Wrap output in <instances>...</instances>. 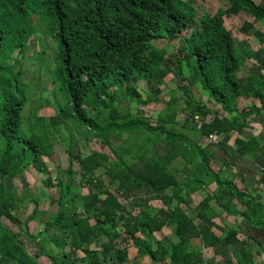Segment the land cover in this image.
I'll return each mask as SVG.
<instances>
[{
    "label": "trees",
    "instance_id": "obj_1",
    "mask_svg": "<svg viewBox=\"0 0 264 264\" xmlns=\"http://www.w3.org/2000/svg\"><path fill=\"white\" fill-rule=\"evenodd\" d=\"M231 6L230 13L224 7L209 11L194 0H0V264H43V256L52 264H107L112 252L115 263L124 264L134 259L130 244L150 264H200L208 251L218 255L219 244L240 245L245 225L251 230L249 238L264 245V200L240 191L232 178L212 168L215 144L188 148L183 131L173 127L179 111L174 107L180 108L184 99L170 95V83L177 80V90L180 87L189 99L186 120L196 127V114L204 118L213 112V119L199 129L201 134L238 133V152L262 167L264 185V143L257 136L244 135L251 113L259 106L241 108L238 101L253 96L264 107V66L261 75H239L246 58L264 52V47L243 51L227 23L242 11L253 18V27L264 23V2L231 0ZM39 10L59 43L55 84L68 97L69 107L57 104L58 112L49 119L34 112L28 119L29 133L22 126L29 94L21 68L9 62L14 52L27 49L35 33L33 15ZM162 38L183 40L184 46L168 49L157 43ZM243 78L255 85L253 91L243 87ZM197 81L209 91L213 111L194 100ZM140 85L147 86L144 96ZM165 90L167 100L161 99ZM126 101L162 104L158 121L153 123L142 108L136 113L124 111ZM70 119L78 125L80 137L99 138L112 150L111 137L123 132L147 130L156 137H147L143 144L133 141L132 146L116 150L118 159L112 153V159L99 150L73 154L71 130L65 143L68 165L58 164L52 170L49 161L57 144L51 136L68 126ZM160 138L164 145L158 143ZM179 158H190L194 164L189 180H180L174 170ZM102 168L110 183L96 174ZM26 171L45 175L38 195L25 182L8 184L10 175ZM212 183L217 185L213 192L206 189ZM85 185L94 190L84 192ZM201 189L205 193L192 216L182 205ZM45 194L49 202H56V211L42 207ZM153 200L163 206H154ZM215 205L240 214L244 224L217 233L210 222L218 216ZM16 211L27 216L16 217ZM32 222L37 223L36 230ZM167 230L174 240L166 238ZM159 232L163 237L155 242ZM120 238L125 245H119ZM259 253L257 247L244 243L222 264H254Z\"/></svg>",
    "mask_w": 264,
    "mask_h": 264
},
{
    "label": "rangeland",
    "instance_id": "obj_2",
    "mask_svg": "<svg viewBox=\"0 0 264 264\" xmlns=\"http://www.w3.org/2000/svg\"><path fill=\"white\" fill-rule=\"evenodd\" d=\"M195 3H201L203 4L207 10L214 11L218 7H224L227 9L228 12L234 11V8L231 6V0H194ZM231 13V12H230ZM228 26L232 29V31L235 34V37L238 39L240 36V31L242 26L245 28H249L253 24V18L248 16L245 12H240L237 15H232L231 18L227 19ZM33 24L35 27V33L32 36V38L29 40V45L27 46V49L24 50L22 53H19L18 51L14 52L12 54V58L10 59L9 64L15 67V69L21 68L22 71V80L24 82L25 88L27 87V93L29 94V103L28 107L26 108L25 113V121L23 123V129L24 131H27L29 133H32V128L29 127V117L35 113H37L40 116H45L47 119L51 115H55V113L58 112V106H68V97L65 95V93L60 90L59 86H56L58 82L56 79V69L59 64L58 59V50H59V43L57 39L55 38L54 30L47 19V17L43 14L42 11H38L33 15ZM157 43L163 44L168 49H173L175 47H183V40L181 41H170L165 38H162L161 40L157 41ZM243 51L245 49L242 48ZM238 54L241 53V50L237 49ZM186 72H189V68L186 67ZM199 77L200 74H197ZM197 80L198 77H196ZM56 83V84H55ZM179 85V82L176 80L172 81L170 83L171 92L172 94H177V86ZM167 87V86H166ZM166 87L162 86V89H165ZM141 90V94L143 96L145 95V88L147 86L140 85L139 86ZM204 92H206L208 95L210 94L208 90L203 89ZM63 92V94H62ZM179 92H181V95L183 91L179 89ZM165 93L163 96H161V99H168V93L167 91H163ZM177 96H179L177 94ZM67 100H66V98ZM175 104V103H174ZM131 106V107H130ZM69 107V106H68ZM163 105L160 103H150L149 105H138L136 102L129 103V101H126L123 105L124 111H132L134 113L137 112V109H143V111L150 115L151 121L153 123H156L158 121L157 119V111H160V108H162ZM178 104L174 107L177 108ZM35 112V113H34ZM108 110H105V115L107 114ZM68 126L63 125L60 127L59 132H55L51 136V141H54L55 144H57V150L54 154V157L52 158V161H49L50 169H54L58 164L61 168H65L68 165V155L65 147V143H67V139L70 136V132L72 130V142L70 143V149L73 154L79 153L82 155H86L90 153L92 150H99L104 151L111 154V157L113 159V155L115 154L116 158L119 156L116 150H120L122 147H128L132 146L134 142L138 144L145 143V139L151 136L156 137V134L151 133L147 130H135L134 132H123L121 133L118 138L111 137V147L114 149L112 150L109 146L104 145L99 138L94 137L91 141H88L84 137H80L78 132V125L73 120H68ZM196 128V127H195ZM200 131V130H199ZM197 129H194L192 131V134L195 135L194 139L200 138V132ZM184 133V132H183ZM185 134V133H184ZM134 141V142H133ZM149 141V139H148ZM161 138L158 139V143H161ZM150 142H148L149 144ZM199 144V143H197ZM132 149L137 152L139 149L136 147H131ZM111 150V151H110ZM114 153V154H112ZM119 158V157H118ZM117 158V159H118ZM128 161V159H127ZM97 175L102 176L106 183H110L109 174L107 173V170L104 168L100 169L96 172ZM45 175L42 173H39L37 171H26L22 174H19L18 176L14 177L10 175L7 178L8 184H14L20 186L22 182L29 184L30 189L35 195H38L39 188H40V180ZM116 185V184H114ZM82 190V188H81ZM93 186H83V191H93ZM41 205L43 208H46L50 211H56L57 204L56 202L50 201L48 199V196L45 194L41 197ZM1 206V205H0ZM2 208V207H0ZM33 206H31V209ZM16 217L24 219L25 216H27V213H23L22 211H16L14 212ZM194 211L190 214L194 215ZM222 219H217V225L215 224V221H210L212 225L218 229L219 232H224L226 228L231 227L235 224V218L234 215H225L221 216ZM37 223L32 222L31 228L33 230H36ZM42 224L38 226V229H40ZM15 229V226H11ZM253 232V231H252ZM167 239L173 240V237L170 234V231H166ZM251 234V230L248 228V226H243L242 232L240 234L242 243L251 244L254 247H257L260 253L258 254L260 257H264V245L260 246L255 241L249 238V235ZM162 234L156 233L155 242H157L156 239H159ZM119 245L123 246L125 245V240L122 238L119 239ZM24 241V240H23ZM61 245H64V241L59 242ZM240 244V245H241ZM26 245L28 246V242L26 240ZM240 245L236 246H224V245H217L216 251L221 253L224 257H232L234 249L238 248ZM130 247V253L136 254L137 250L133 245H129ZM257 255V256H258ZM108 264H113V258H115V253L112 252L109 255H107ZM42 258H45L43 256ZM47 263L45 264H52L49 258L46 257ZM115 264V262H114ZM146 264H150L146 262ZM202 264V263H200ZM205 264H214L213 259H209Z\"/></svg>",
    "mask_w": 264,
    "mask_h": 264
},
{
    "label": "crops",
    "instance_id": "obj_3",
    "mask_svg": "<svg viewBox=\"0 0 264 264\" xmlns=\"http://www.w3.org/2000/svg\"><path fill=\"white\" fill-rule=\"evenodd\" d=\"M238 40L242 43L241 45L243 49H245V51H249V52L257 51L261 47H264V23H259L254 27L251 26L249 28H245L243 26V29H241L240 31V36L238 37ZM244 63L245 65H243L242 69L239 72L240 77H246L251 73L256 75H261V71L264 66V52L263 51L259 53L256 52L253 55H250L249 58H246ZM241 81L243 82V87L247 89L249 92L254 90L255 88L254 84H249L244 78ZM203 89L204 88L201 82L197 81L193 86L194 100L200 102L201 104H204L208 109L213 111L215 108V103L211 99L210 94L208 95L206 92L203 91ZM177 94L179 95L180 99L181 98L184 99H181L179 102L181 105L180 108L177 107L179 111L176 109L177 117L175 122L173 123V127L185 133V139L188 145V146L186 145V147L189 148L193 144L198 145L197 143H199L201 146L208 145L204 141V136L201 134L199 129L194 127V123L192 124L186 120V114L190 111V108L187 106L189 99H187L185 94L182 93L181 95V92H179V90ZM238 101H239V106L241 108L244 107L256 108L257 106H259V109H255V111L251 113L248 120V124L244 131V135L246 137L251 135L257 136L262 141V143H264V107H260L261 105L260 100L253 96L252 97L242 96ZM162 108H160V110ZM159 112L160 111L158 110L157 113ZM208 116L211 119L213 117V112H209V114L205 116L203 119L206 120ZM205 122H210V121H205ZM194 129H197L200 132L199 139H194L195 135L192 134V131ZM237 138H238V133L235 132L220 134L219 144H216L214 145V147L211 148L212 157L210 159V165L216 172L219 171L221 172L222 175L226 176L227 178H232L235 184L240 189V191L246 193L247 195H254L258 200H264V185L260 183L262 167L257 162H255V160H253L250 156L241 155L238 152L239 145L236 141ZM160 144L164 145L165 141H162V143ZM193 168H194V164L190 161V158H188V160L179 158L174 162V170L177 172L180 180L181 178L189 180L190 178L188 176V172L189 171L191 172ZM216 186L217 185L215 183H212L206 189L208 191L213 192L215 191ZM204 190L205 189L198 190L197 192L192 193L186 198V203H184L182 206L189 213H191V211L192 212L194 211L196 213L195 205L203 198L205 193ZM153 201L156 202L153 203L154 206L157 207L163 206V204L160 203L161 201L159 200H153ZM238 205H239V209L243 208V205H241L240 203ZM215 211L218 212V216L213 219L216 225H217L216 220L222 219L221 217L222 215L223 216L234 215L235 224L232 225L231 227H236L238 225L244 224V221H242V217L240 214L227 213L217 205H215ZM195 213L194 215L192 214L191 215L195 216ZM214 229L217 231V233L222 234V232L218 231L216 226L214 227ZM172 237L174 240L175 239L174 236ZM194 243H198V239H196ZM131 256L134 259L124 264H146V262L148 263L149 261L147 257H143L141 254L138 253L131 254ZM230 258L231 257H224L221 253H218L217 255L212 250H210L205 254V260L202 264H205L207 261H209V259H213L214 264H222V262L227 261ZM113 260H114L113 261L114 264L115 258H113ZM42 262L43 264H45V262L47 263L46 257L42 258ZM254 264H264V257H260L259 255L256 256V262Z\"/></svg>",
    "mask_w": 264,
    "mask_h": 264
},
{
    "label": "built area",
    "instance_id": "obj_4",
    "mask_svg": "<svg viewBox=\"0 0 264 264\" xmlns=\"http://www.w3.org/2000/svg\"><path fill=\"white\" fill-rule=\"evenodd\" d=\"M195 124H196V128L197 129H201L202 126L204 125L205 121H211L213 119V117L210 119V117L208 116L205 119L202 118V116L200 114H196L195 117ZM204 141L206 143H212V144H219L220 142V135L216 132H212L206 136H204Z\"/></svg>",
    "mask_w": 264,
    "mask_h": 264
},
{
    "label": "clouds",
    "instance_id": "obj_5",
    "mask_svg": "<svg viewBox=\"0 0 264 264\" xmlns=\"http://www.w3.org/2000/svg\"><path fill=\"white\" fill-rule=\"evenodd\" d=\"M214 117V116H213Z\"/></svg>",
    "mask_w": 264,
    "mask_h": 264
}]
</instances>
